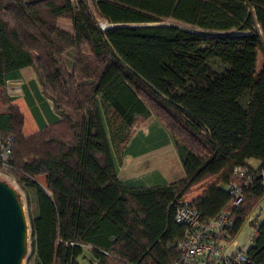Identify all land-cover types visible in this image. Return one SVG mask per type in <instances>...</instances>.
I'll return each instance as SVG.
<instances>
[{
    "label": "trees",
    "instance_id": "16d2710c",
    "mask_svg": "<svg viewBox=\"0 0 264 264\" xmlns=\"http://www.w3.org/2000/svg\"><path fill=\"white\" fill-rule=\"evenodd\" d=\"M26 67L33 128L7 92ZM145 114L162 130L135 132ZM170 141L181 178L120 176L117 153ZM0 170L25 192L27 264H176L183 206L228 217L197 264H264V218L227 247L264 198V0H0Z\"/></svg>",
    "mask_w": 264,
    "mask_h": 264
},
{
    "label": "rangeland",
    "instance_id": "374dc122",
    "mask_svg": "<svg viewBox=\"0 0 264 264\" xmlns=\"http://www.w3.org/2000/svg\"><path fill=\"white\" fill-rule=\"evenodd\" d=\"M98 18L100 19V17ZM165 22L175 23L174 20H167ZM59 24L60 27L64 30H71L72 28L70 21L67 20H63V21L60 20ZM32 77L35 78L36 76L31 67L22 69V73L19 79L10 80L7 82V92L10 96L16 98V102H18L23 106L27 116V120L29 122L28 126L33 128L36 126V124L34 123L33 120L29 118L30 117L29 114H31V112L25 108V102L23 98L24 90L22 87L26 83L28 85L29 83L28 81ZM153 129L162 130V126L160 125L156 117L150 114H145V117L137 121L135 123V126L133 127V130L135 132H140V135L142 134L148 135L151 132H153ZM148 137L152 139L154 138V134H151ZM144 139L146 140V138ZM121 153L120 154L117 153L118 160L121 161L120 176L140 177L141 175L150 173L151 171H155L156 169L161 171L168 180L178 179L183 174L182 165L172 141L168 142L167 145L165 146H162L156 150L146 152V154H143L138 157H133L131 152L128 154L127 151ZM249 159L250 161H260L259 159L254 157H251ZM252 166H257V165H252ZM0 180L6 181L11 187L15 189V191L20 196V199L26 211V215L28 217V203L26 201V196L23 187L20 184H18V182H16L14 179H12L10 174H7V172L3 170H0ZM262 207H264V202L262 203ZM261 218H264V211L263 214L261 213ZM242 231L244 232V234L250 232L249 225H247ZM29 242H30V234L28 236V249L25 255L26 257L31 249V247L29 246ZM25 256L23 258L22 264H27L26 262L27 260L25 261L26 258Z\"/></svg>",
    "mask_w": 264,
    "mask_h": 264
},
{
    "label": "built area",
    "instance_id": "2783aa9c",
    "mask_svg": "<svg viewBox=\"0 0 264 264\" xmlns=\"http://www.w3.org/2000/svg\"><path fill=\"white\" fill-rule=\"evenodd\" d=\"M98 21L102 29H107L111 25L107 20L102 18H98ZM11 142V137L5 138L4 151L1 152V161L5 162L7 155L10 152ZM236 170L241 174L244 172L240 167ZM229 189L235 197V203L240 204L243 199L242 188L233 184L229 186ZM200 218V212L192 207L183 206L178 210L176 220L188 222L196 227V229L191 231L186 238L180 242L183 252L181 259L176 264H197L200 258L209 251H212L214 254H220L221 252L224 253L223 247L214 248L212 245V240L218 230V228L213 227V223L220 224L221 222H227L228 217H218L215 220H211L210 224L206 226L200 224ZM236 259H244V256L239 253L237 254V257L234 259L232 258L231 260L235 261Z\"/></svg>",
    "mask_w": 264,
    "mask_h": 264
},
{
    "label": "water",
    "instance_id": "95a60500",
    "mask_svg": "<svg viewBox=\"0 0 264 264\" xmlns=\"http://www.w3.org/2000/svg\"><path fill=\"white\" fill-rule=\"evenodd\" d=\"M29 234V218L20 196L0 180V264H22Z\"/></svg>",
    "mask_w": 264,
    "mask_h": 264
},
{
    "label": "crops",
    "instance_id": "0c3cea01",
    "mask_svg": "<svg viewBox=\"0 0 264 264\" xmlns=\"http://www.w3.org/2000/svg\"><path fill=\"white\" fill-rule=\"evenodd\" d=\"M26 68H29V67H26ZM26 68H23V69H26ZM21 73H22V70H21V72H20V75H21ZM20 78V77H19ZM18 78V79H19ZM36 78V77H35ZM35 78L34 77H32L28 82H30L31 80H35ZM15 80V79H14ZM24 85H27V83L26 84H24ZM156 149H158V148H156ZM156 149H153V150H156ZM150 151H152V150H150ZM130 152V151H129ZM128 152V153H129ZM149 152V151H148ZM132 154V153H131ZM143 154H146V153H143ZM143 154H140V155H135V156H133V154H132V156L133 157H138V156H141V155H143ZM248 162H250L249 164H251L250 166L251 167H253V168H258L260 165H261V162L260 161H250V159L248 160ZM252 165H257V166H252ZM183 170V169H182ZM155 171H157V172H159L160 174H161V176L163 177V178H165L166 180H168L165 176H164V174L161 172V171H159V170H155ZM153 171H151L150 173H152ZM146 174H148V173H146ZM184 175V171H183V174L181 175V177ZM142 176V175H141ZM180 177V178H181ZM176 180V179H175ZM168 181H173V180H168ZM264 202V198L259 202V204L257 205V207L255 208V210L253 211V213L251 214V216H250V218H249V220L243 225V227H242V229L240 230V232L238 233V235H237V237L233 240V241H231L230 243H228V248H229V251L228 252H230V251H232L233 250V248H236V247H241V248H244V247H248L249 246V244L251 243V236H252V232H253V228H252V226L250 225V221L251 220H253L254 218H256L257 217V219H263V218H261V213L263 214V211H264V207H262V203ZM257 219H256V221H257ZM247 225H249V228H250V232H248L247 234H244V232L242 231V230H244V228L247 226Z\"/></svg>",
    "mask_w": 264,
    "mask_h": 264
}]
</instances>
